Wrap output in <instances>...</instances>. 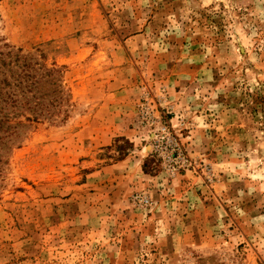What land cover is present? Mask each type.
<instances>
[{"label":"rangeland","instance_id":"1","mask_svg":"<svg viewBox=\"0 0 264 264\" xmlns=\"http://www.w3.org/2000/svg\"><path fill=\"white\" fill-rule=\"evenodd\" d=\"M66 102L0 160V264H264V0H0V51Z\"/></svg>","mask_w":264,"mask_h":264},{"label":"trees","instance_id":"2","mask_svg":"<svg viewBox=\"0 0 264 264\" xmlns=\"http://www.w3.org/2000/svg\"><path fill=\"white\" fill-rule=\"evenodd\" d=\"M55 70L32 54L0 51V160L26 123L56 115L66 102Z\"/></svg>","mask_w":264,"mask_h":264}]
</instances>
